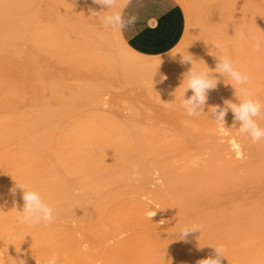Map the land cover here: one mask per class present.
I'll list each match as a JSON object with an SVG mask.
<instances>
[{
	"label": "bare ground",
	"instance_id": "bare-ground-1",
	"mask_svg": "<svg viewBox=\"0 0 264 264\" xmlns=\"http://www.w3.org/2000/svg\"><path fill=\"white\" fill-rule=\"evenodd\" d=\"M122 2L107 10L92 0H0V207L4 198L12 202L10 212L0 209V216L18 223L11 259L25 253L46 263L55 254L57 264H197L215 255L213 247L223 246L221 264H264V148L240 134L234 122L231 127L240 136L230 138L232 151L226 147L224 154L221 124L209 114L212 106L243 99L241 87L264 103V0L251 5L212 0L222 20L218 37L214 44L206 40L194 46L191 54L194 67L212 71L218 83L197 116H188L180 103L191 62L189 67L172 57L122 65L120 56H112L116 36L111 38L100 22ZM217 56L230 57L248 82L235 85L216 73ZM172 62L173 75L158 82V68ZM106 72L120 83L105 76L114 84H101L105 79L100 82L99 76ZM142 79L156 82L155 87H129ZM108 88L114 96L109 111L99 102L87 104ZM191 95L188 90L185 98ZM122 97L133 98L128 118ZM257 123L264 127V110ZM207 138L213 144H203ZM244 150L254 154L245 166L236 158ZM134 166L138 176L162 172L165 193L149 191L148 180L131 182ZM186 168L192 171L176 176ZM16 183L38 191L54 208L51 224L19 222L22 190L17 188L14 197L9 193ZM73 217L79 223L75 229L69 222ZM161 218L168 219L166 233L158 228ZM192 225L200 231L180 239L179 229Z\"/></svg>",
	"mask_w": 264,
	"mask_h": 264
},
{
	"label": "rangeland",
	"instance_id": "rangeland-1",
	"mask_svg": "<svg viewBox=\"0 0 264 264\" xmlns=\"http://www.w3.org/2000/svg\"><path fill=\"white\" fill-rule=\"evenodd\" d=\"M128 0H123V2L121 3V8H120V10H119V12H121L122 11V9H123V7H124V5L126 4V2H127ZM180 4H181V6L183 7V9H184V11H185V15H186V21H187V26H186V32H185V36H184V38H183V41L181 42V44L173 51V52H171L170 54H168V55H166V56H163V57H158V58H142V57H139V56H137V55H135V54H133L132 52H130V51H128V50H126L125 49V51L124 50H121L123 47H121L122 45L120 44H118V42L117 41H121V42H123L124 44H125V42L122 40V38H121V36H120V34H119V28H115V29H113V28H104V26H102V29H104V30H106L107 31V33H109L110 34V36H111V34H113L112 36H116V39L115 38H112V36H111V38H112V41H111V53H113L114 52V55H118L117 57L116 56H114L113 54H112V56L114 57V59H117V58H119V56H120V58H119V62L123 65V64H125L126 62H128V63H132V62H138V63H141V62H143V60L144 61H150V59H165L166 60V58H168V59H170L171 60V58L172 57H175L176 59H178V60H183L184 58L185 59H189V58H191L190 56H194L193 54H191V52L195 49V47L194 46H200V44H202V43H205V42H207L208 40L209 41H212L211 43L212 44H214L213 43V40L214 41H216V38L218 37L217 35H218V30L221 28V26H218V25H220L222 22H220V21H222V20H220L219 19V16L216 14V10H215V8L213 7V6H215V5H213V3L214 2H212V0H190L189 1V7H188V3H187V1L185 2V0H177ZM203 1H204V3H203ZM206 1V2H205ZM209 1H211V3L209 2ZM239 5H251V0H238V2H237ZM201 4H202V7H201ZM205 4H206V7H205ZM207 5L211 8H209V7H207ZM213 5V6H212ZM193 7H196V9L195 8H193ZM192 8V9H191ZM199 8V12L197 11V9ZM208 10H207V9ZM193 9H194V11H193ZM196 10V11H195ZM204 10H206V11H204ZM215 10V11H214ZM208 11V12H207ZM201 12V14H200V16L198 15L199 13ZM203 12H205L204 13V15L206 14H211V17L210 16H208V18H207V16L205 15H203ZM213 12V13H212ZM214 12H215V16H214ZM195 14V15H194ZM105 15V14H104ZM104 15H102V17H104ZM217 15V16H216ZM202 16V17H201ZM198 17H200V18H198ZM210 17V18H209ZM214 17H215V19H214ZM218 17V18H217ZM211 19H213V20H211ZM196 20V21H195ZM203 20H204V22H203ZM207 20V21H206ZM211 20V21H210ZM215 20V21H214ZM206 21V22H205ZM210 23H209V22ZM218 21V22H217ZM207 22H208V24H207ZM100 23H102V20H101V22ZM195 23V24H194ZM216 23H217V25H216ZM220 23V24H219ZM103 25V24H102ZM197 25V26H196ZM203 25V26H202ZM207 25V26H206ZM196 27V28H195ZM197 27H198V29H197ZM201 29H200V28ZM203 27V28H202ZM207 27V28H206ZM211 27V28H210ZM220 27V28H219ZM217 28H219V29H217ZM110 29H112V33L110 32ZM194 29H196V30H194ZM200 29V30H199ZM207 29V30H206ZM215 29V30H214ZM203 30V31H202ZM195 31V32H194ZM198 31V32H197ZM199 32H201V35H200V33ZM210 32H211V34H210ZM116 35H115V34ZM199 33V34H198ZM208 33V34H207ZM214 33V34H213ZM198 34V35H197ZM204 35H206V36H204ZM217 36V37H216ZM213 37V38H212ZM200 38H201V41H200ZM210 38H212V39H210ZM196 39H198V40H196ZM117 40V41H116ZM207 40V41H206ZM203 41V42H202ZM117 42V43H116ZM116 43V44H115ZM189 44H191V46H192V48H191V46L189 45ZM197 44V45H196ZM115 45H116V47H115ZM117 45H119V46H117ZM126 45V44H125ZM113 48V49H112ZM116 48V49H115ZM120 48V49H119ZM117 50V51H116ZM122 51H124L125 53H123L122 54ZM120 52V53H119ZM116 53V54H115ZM188 53H190L189 55H188ZM121 54H122V56H121ZM125 54V55H124ZM125 56V57H124ZM128 57V58H127ZM133 58V59H132ZM175 58H172L173 60L175 59ZM193 58H195V56L193 57ZM134 59H135V61H134ZM167 59V60H168ZM178 60H175L174 62L176 63V61H178ZM194 60V59H193ZM193 62V61H192ZM127 63V64H128ZM133 65H135V63L133 64ZM132 64H130V66H133ZM168 66V68H164V67H161L163 70H161V69H159L158 68V70H160V71H156L157 73H159V75L157 74V77L156 78H158V82H161V81H168L170 78L169 77H171L172 75H173V69L171 68V67H175L176 65L172 62V64H167ZM188 66L190 67L191 66V63L190 62H188ZM169 68H170V70H169ZM165 70V71H164ZM164 71V72H163ZM111 72V71H110ZM117 77H118V75H119V73H118V71L116 72V71H112ZM165 73V74H164ZM171 74L170 76H168V74ZM115 75H113V76H115ZM108 76V78H110L111 77V79H112V74H110V76H109V73H107L106 72V74L105 73H102L101 74V76H99V78H100V82H102V80H104L106 77ZM113 77V79L114 80H116L117 81V83L119 84L120 83V81H119V79L117 78V77ZM160 76V77H159ZM167 76V77H166ZM162 77V78H161ZM108 78H107V80L105 79L101 84H109V83H107V82H110V83H112V81L114 82V80L112 79V81L109 79L108 80ZM162 79V80H161ZM165 79V80H164ZM99 80V79H98ZM144 79H142L141 80V82L142 83H139L138 81H133V82H131L130 84H129V87H131V89H132V87L134 88V90L135 89H140V88H142V89H150V87H155V85H156V82H154V84L153 83H151L150 81H148V83H146V80H144ZM116 81L114 82V83H116ZM166 81V82H167ZM76 82V81H75ZM99 82V83H100ZM105 82V83H104ZM150 82V83H149ZM114 83H112V84H114ZM75 84H78V81L75 83ZM131 84H132V86H131ZM140 84H141V86H140ZM149 84V85H148ZM115 85H117V84H115ZM135 85V86H134ZM138 85V86H137ZM151 85V86H150ZM153 85V86H152ZM109 89V88H108ZM152 89V88H151ZM150 89V90H151ZM107 90V89H106ZM105 92V91H104ZM104 92H103V94L102 95H100L97 99L95 98V100H88L87 101V104L88 105H92V104H94L95 102H99L100 104H102V108H103V110H105V111H109V109L110 108H112V105H113V94H112V92H113V90L112 91H110V89H109V91L107 90L106 91V93L104 94ZM111 95H112V97H111ZM112 98V99H111ZM123 98V97H122ZM120 98L119 99V101H121V102H119L120 103V107H121V110H122V114H123V116L124 117H126V118H128V117H130L131 116V110H130V108L132 107V101L131 100H133V98H129V97H126V98ZM127 99V100H126ZM129 99H131L129 102H128V100ZM124 100V101H123ZM112 101V102H111ZM123 101V102H122ZM119 103H118V105H119ZM125 104V105H124ZM130 104V105H129ZM228 119V120H227ZM215 122L216 123H219V122H217L216 120H215ZM182 123H185L184 125H187L188 124V119H183L182 120ZM232 123H234V118L231 116V114H227L226 115V117H225V122H224V125L223 124H221V123H219V125H220V127L221 128H218L219 130H220V134L219 133H217L216 134V137H217V135L219 136L218 137V139L221 141H219L222 145H223V148L225 147V150L223 151V153L224 154H226L227 153V151L228 150H231L232 151V149H230L229 148V146H230V142H231V139L230 138H233V136H235L234 138H237V136H240L239 135V133L234 129L233 130V128L231 127L232 126ZM225 126V127H224ZM228 127V128H227ZM224 128H226V130L224 129ZM231 128V129H230ZM234 131V132H232V131ZM228 132V133H227ZM226 133V134H225ZM230 133H232V134H230ZM237 134V136H236V134ZM208 135V134H207ZM228 135V136H227ZM223 136H226L225 138L223 137ZM227 137H228V139H227ZM221 138H223V140L221 139ZM241 138V137H240ZM230 139V140H229ZM238 139H239V137H238ZM229 140V141H228ZM225 142V143H224ZM229 142V143H228ZM203 144H205V145H211V144H213V139L212 138H207L206 140H204L203 141ZM229 144V145H228ZM256 145H258V147L257 148H264V141H261V142H258V143H255ZM226 147L228 148L227 149V151H226ZM206 158H208V157H206ZM236 158H238L237 160H239V159H241V160H239L240 162H239V164L240 165H243V166H245L246 164H248L251 160H253V158H254V154H253V150H244L243 152H242V154L238 157H236ZM147 160H149V158H146ZM187 169V170H186ZM186 169H183V170H180V172H176V176H180V175H184V174H186V173H188V172H190V171H192V169H188V168H186ZM239 171H241V170H239ZM162 172L160 173H158V172H155V171H152V172H148V173H143L142 175H140V176H138V178L137 179H135V180H133V179H131L130 181L131 182H133L134 184H138V183H140V181L141 180H148V181H151V182H149V186H148V190L149 191H153V190H156L157 191V193H165V191H166V186L161 182V180L159 179V177L160 176H162ZM154 180V181H153ZM178 182L179 183H182L183 182V180H178ZM155 185V186H154ZM150 188V189H149ZM150 196V195H149ZM151 197V196H150ZM148 200V198L146 197H144V200ZM4 200H6V201H4V203L1 205V207H0V209L1 210H5V211H7L8 212V210L9 209H11V206H12V204H10V203H12L11 202V199H9L8 197L7 198H4ZM6 204V206H4ZM8 208V209H7ZM7 209V210H6ZM9 212H10V210H9ZM85 213H87L88 212V209H85V211H84ZM164 219V218H163ZM11 220H12V222H11ZM167 220L168 219H166L165 218V222H164V220H162V218H161V221L160 222H157L158 223V228L159 229H161V231L160 230H158V231H160V232H164V233H166L165 232V230H163V228H165L166 226L164 225L165 223H166V225H167ZM15 221V219L14 218H11V217H9V216H5V217H1L0 216V222H2V223H0V226H2V227H0V233H2V234H0V237L2 238H0V251L2 250L3 252L0 254V264L1 263H3V264H16V261H15V259L16 260H20V259H23L24 261H25V264H33V263H35V264H47L46 262H44V261H42V260H40V259H38V258H36V257H34V258H30V256L31 255H25V253H21V255H17L16 256V258H14V261H13V259H11V249L13 248V244H14V241L17 239V236L14 234L16 231H17V228H18V223L16 222H14ZM69 222H71V225H72V227L75 229V228H77L78 226H79V223L77 222V218L76 217H73V218H70L69 219ZM162 222V223H161ZM164 222V223H163ZM4 223V224H3ZM7 223V224H6ZM10 223V224H9ZM160 223H161V225H160ZM159 225H160V227H159ZM6 226V227H5ZM7 226H9V228H11V229H9ZM12 226V227H11ZM156 226H157V224H156ZM165 226V227H164ZM15 227V228H14ZM17 227V228H16ZM2 228V229H1ZM6 228V229H5ZM14 228V229H13ZM157 228V229H158ZM9 229V230H8ZM13 229V230H12ZM7 230H8V232H7ZM10 230H12V235H11V237H7V234L8 233H10ZM3 231V232H2ZM5 231V232H4ZM8 235H10V234H8ZM126 236V235H125ZM124 235H123V237H125ZM3 237H7V239H5V238H3ZM122 237V236H121ZM79 239H80V241H83L84 239H83V237H79ZM169 239V236L167 235V236H165V238H164V240H168ZM5 241V242H4ZM2 242V243H1ZM114 242L113 241H111V243H109L110 245H112ZM2 244V245H1ZM4 244V245H3ZM88 248L89 246L88 245H82V250H83V252H85V253H88V252H90V250H91V248L89 247L88 249H85V248ZM11 248V249H10ZM5 251V252H4ZM10 254H9V253ZM6 253H7V255H6ZM8 254H9V256H8ZM5 256H7V257H5ZM23 256H25V257H23ZM26 256L28 257V258H26ZM7 258H9V260L11 259L12 261H9ZM5 259V260H4ZM33 260V262H31L30 260ZM65 259H66V257H65ZM8 260V261H7ZM7 261V262H6ZM29 261V262H28ZM10 262V263H9ZM31 262V263H30ZM63 264H68L66 261L64 262H62ZM61 263V264H62ZM100 264V263H99Z\"/></svg>",
	"mask_w": 264,
	"mask_h": 264
},
{
	"label": "clouds",
	"instance_id": "clouds-1",
	"mask_svg": "<svg viewBox=\"0 0 264 264\" xmlns=\"http://www.w3.org/2000/svg\"><path fill=\"white\" fill-rule=\"evenodd\" d=\"M94 4L100 5L107 10H114L117 7L118 0H92ZM92 15L98 16L95 11ZM134 17L125 18L119 11L108 12L102 19L104 28H119L121 30L133 25ZM183 59L185 62H191L192 67L186 74V84L181 98V107L186 111L188 116H197L205 106L208 99V92L215 89L218 83V78L212 74V71H201L194 67L193 57ZM215 72L220 76L230 78L235 85L243 86L248 82V77L245 73L237 69L233 60L228 56H217ZM185 80V78H184ZM183 80V82H184ZM233 85V84H232ZM236 89V88H235ZM191 90L192 95L185 98V94ZM237 91V89H236ZM243 99L238 103H233L229 100L224 101V106H212L209 109L210 116L217 122L224 125L225 117L230 110L234 115V122H239L238 131L240 134L250 137L252 142L258 143L264 141V127L257 123V118H261L264 103L252 98L251 93L244 87L240 88ZM138 178V167L134 166L131 179ZM17 188L22 190L23 210L19 211V222L29 225L51 224L55 219V210L52 206L45 202L41 194L27 186L19 185L9 190V193L14 197ZM199 230V225L184 226L179 229L177 235L180 239H185L189 233ZM213 247V246H212ZM215 255L197 261V264H221V257H225L223 246L213 247ZM19 251V250H18ZM16 264H25L23 259L15 260ZM47 264H57V257L53 254L47 261Z\"/></svg>",
	"mask_w": 264,
	"mask_h": 264
},
{
	"label": "crops",
	"instance_id": "crops-1",
	"mask_svg": "<svg viewBox=\"0 0 264 264\" xmlns=\"http://www.w3.org/2000/svg\"><path fill=\"white\" fill-rule=\"evenodd\" d=\"M121 13L125 18H135V23L119 29V34L139 57L166 56L183 41L187 21L177 0H128Z\"/></svg>",
	"mask_w": 264,
	"mask_h": 264
}]
</instances>
